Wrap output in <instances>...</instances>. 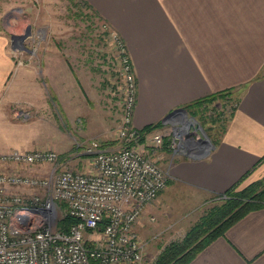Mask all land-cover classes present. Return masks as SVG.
I'll return each mask as SVG.
<instances>
[{"label": "crops", "instance_id": "crops-1", "mask_svg": "<svg viewBox=\"0 0 264 264\" xmlns=\"http://www.w3.org/2000/svg\"><path fill=\"white\" fill-rule=\"evenodd\" d=\"M87 1L127 45L137 80L138 129L212 94L230 89L233 96L240 94L207 155L176 154L184 157L172 165L167 187L156 203L146 205L136 225L141 238L162 223L170 197H189L200 205L264 177V0ZM10 44V35L0 30L2 117L6 106L21 101L11 93L37 89L32 80L11 79ZM5 131L0 129V152L31 150L20 148ZM188 264H264V205L247 212Z\"/></svg>", "mask_w": 264, "mask_h": 264}, {"label": "rangeland", "instance_id": "rangeland-1", "mask_svg": "<svg viewBox=\"0 0 264 264\" xmlns=\"http://www.w3.org/2000/svg\"><path fill=\"white\" fill-rule=\"evenodd\" d=\"M0 30L10 37L27 34L23 40L11 38L15 59L11 79L37 84L36 91L25 85L27 92L10 94L21 101L6 106L7 116H0V129L5 128L8 138L20 148L54 149L63 156L65 167L83 171L92 167L94 154L86 150L93 142L111 150L121 147L127 84L114 40L119 34L94 8L81 0H0ZM231 100L217 99L189 112L213 143L226 124L229 106L236 102ZM142 144L170 175L172 165L184 157L153 149L148 138ZM50 168L38 165L28 172L48 175ZM169 199L162 223L143 233L147 239L140 237L147 242L144 264L154 263L172 242L183 239L223 203L216 196L200 205L184 196Z\"/></svg>", "mask_w": 264, "mask_h": 264}, {"label": "built area", "instance_id": "built-area-1", "mask_svg": "<svg viewBox=\"0 0 264 264\" xmlns=\"http://www.w3.org/2000/svg\"><path fill=\"white\" fill-rule=\"evenodd\" d=\"M114 40L127 84L121 147L93 142L86 150L94 154L87 171L65 167L54 149L0 152V264H144L147 242L135 225L167 187L170 172L142 143L148 138L155 150L193 154L203 133L189 113L146 134L135 126V70L123 40L119 35ZM45 164L51 167L48 175L28 172ZM66 215L78 219L69 232L57 227Z\"/></svg>", "mask_w": 264, "mask_h": 264}, {"label": "trees", "instance_id": "trees-1", "mask_svg": "<svg viewBox=\"0 0 264 264\" xmlns=\"http://www.w3.org/2000/svg\"><path fill=\"white\" fill-rule=\"evenodd\" d=\"M81 1L92 7L87 0ZM109 32L110 30L107 31V33ZM233 95V90L230 89L212 94L185 107L188 112L194 113L196 109L204 107L217 99L237 101L240 97V94ZM161 126H163V122L160 121L144 127L141 131L146 134ZM224 128L225 124L222 132ZM217 197H222L223 203L215 206L212 213L205 217L202 222L192 227L183 239L172 242L152 264H188L199 251L215 238L224 235L227 229L247 212L263 206L264 177L242 188L235 185ZM62 206L65 207L66 203L62 202ZM77 221V218L66 215L59 219L57 227L61 231L69 232L71 226Z\"/></svg>", "mask_w": 264, "mask_h": 264}, {"label": "water", "instance_id": "water-1", "mask_svg": "<svg viewBox=\"0 0 264 264\" xmlns=\"http://www.w3.org/2000/svg\"><path fill=\"white\" fill-rule=\"evenodd\" d=\"M26 35H16L13 34L12 35V40L14 42L15 39H19V40H23ZM179 114H188V110L185 107H181V108H177L175 110H173L172 112H170L166 118L164 119L163 122H169L171 121L175 116L179 115ZM202 132H203V137L201 139V143L199 144L196 153L190 154L193 157H203L205 155H207L212 148L215 146V144L211 141L209 135L206 133V131L202 128Z\"/></svg>", "mask_w": 264, "mask_h": 264}]
</instances>
